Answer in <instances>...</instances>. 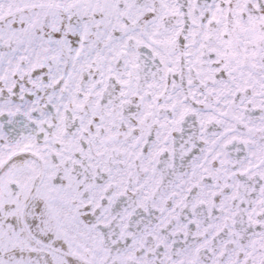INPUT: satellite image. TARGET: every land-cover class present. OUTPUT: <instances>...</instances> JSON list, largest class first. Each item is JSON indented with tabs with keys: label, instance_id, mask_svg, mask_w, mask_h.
<instances>
[{
	"label": "snow or ice",
	"instance_id": "snow-or-ice-1",
	"mask_svg": "<svg viewBox=\"0 0 264 264\" xmlns=\"http://www.w3.org/2000/svg\"><path fill=\"white\" fill-rule=\"evenodd\" d=\"M0 264H264V0H0Z\"/></svg>",
	"mask_w": 264,
	"mask_h": 264
}]
</instances>
